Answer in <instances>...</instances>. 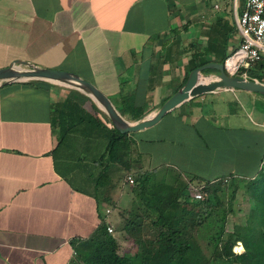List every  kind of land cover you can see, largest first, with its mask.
Instances as JSON below:
<instances>
[{
  "label": "crops",
  "instance_id": "obj_1",
  "mask_svg": "<svg viewBox=\"0 0 264 264\" xmlns=\"http://www.w3.org/2000/svg\"><path fill=\"white\" fill-rule=\"evenodd\" d=\"M212 1L0 0V69L21 60L76 73L136 122L176 93L197 60L220 63L239 47L241 37L231 44L238 27L232 30ZM93 103L77 90L43 81L0 89V264H77L76 245L102 223L113 228L119 244H136L129 233L151 227L145 218L156 212L144 192L154 198L160 187L185 189L165 214L183 219L199 202L192 188L256 179H221L215 161L233 156L226 136L233 128L251 155L260 153L262 96L220 90L194 97L155 126L130 134L128 158L117 163L106 154L108 144L93 161L83 155L107 140L85 124L62 139L60 110L77 104L94 115ZM131 106L142 114L132 116ZM248 116L256 130L249 129ZM139 174L147 175L140 183Z\"/></svg>",
  "mask_w": 264,
  "mask_h": 264
},
{
  "label": "trees",
  "instance_id": "obj_2",
  "mask_svg": "<svg viewBox=\"0 0 264 264\" xmlns=\"http://www.w3.org/2000/svg\"><path fill=\"white\" fill-rule=\"evenodd\" d=\"M227 57L225 56L220 64H223ZM197 61L187 72L182 85L187 81L189 74L194 69L212 63L207 59ZM256 67L260 70L264 69L262 62L257 64ZM237 76H242V73ZM250 77L251 79L262 81L260 80L261 78ZM93 106L95 110L94 115L87 114L83 110L81 111L77 104H74L72 107L67 104L60 110L58 118L62 139L66 138L70 132L76 128H80L83 124L87 125L88 129L89 127L98 129L97 133L104 135L108 140L106 154L110 157L112 163H117L120 157L125 155V149L130 145L129 137L132 133L122 134L117 131L109 118L98 109L95 103H93ZM138 109L139 107L131 106L129 111L133 114L132 116L138 117L142 114ZM120 113L124 114L121 111ZM146 176L145 174H139L137 182H143ZM223 181H219L218 183L222 185ZM249 181L252 182L253 201L251 222L255 223V225H250V223L244 228H238L233 233L226 234L227 238L222 242V244H225L223 247V257L219 259L223 261L224 259H234L238 264H264V178ZM218 183L205 184L207 198L196 204L200 205V202H205L210 207L218 204V195L221 188V185ZM231 183V186H233L231 194L234 197L239 188H241V184L244 183V180L231 178ZM143 187L147 191H152L149 185H143ZM159 190L157 196L154 198L149 193H142L145 202L147 204L151 202L156 211L155 215L146 217L147 221L148 219L151 221V227L146 226L147 229L141 228V234H134L135 232L129 233L140 242L139 245L142 248L140 262L132 261L128 257L120 255L121 244H119L118 239L113 234L108 232V226L102 223L89 239L76 245L77 264H198V262L193 263L191 259L195 255L193 254L194 245L192 244V238L184 230L173 227L171 223L165 220V214L169 206L180 203L182 201L181 197H185V189L179 190L177 187L170 189L165 187L164 189L160 187ZM188 201L190 200L186 199L185 203H189ZM143 219L141 218V220ZM147 233H152V236H149ZM237 239L243 241V248H245V251L238 254L239 256H235L232 252Z\"/></svg>",
  "mask_w": 264,
  "mask_h": 264
},
{
  "label": "rangeland",
  "instance_id": "obj_3",
  "mask_svg": "<svg viewBox=\"0 0 264 264\" xmlns=\"http://www.w3.org/2000/svg\"><path fill=\"white\" fill-rule=\"evenodd\" d=\"M215 4L220 7V10H217V12L220 14H224V16H226L225 19L228 20V24L230 25L231 29L235 30V28H237L236 12H238L239 14L242 12L244 0H213L211 2V8L214 7ZM239 37L240 36L238 33L235 39L232 37V46H237V44L239 43ZM218 51L219 49L216 52ZM262 63L264 64V61ZM254 67L255 70L251 72ZM254 67H252V69L250 70V76H254L264 80V71H261L256 66ZM79 73L84 77H87L88 75L82 71ZM206 74L210 75V78L216 79L218 72H216L215 70H208ZM101 112L104 113L103 111ZM248 114L249 111L246 110L245 115L247 116ZM106 117L108 118L107 115ZM247 120L251 126L249 127V129L252 130L253 128L254 130H256V124L252 122L250 116L247 117ZM89 130L92 133L98 132V129L96 130L93 127H89ZM237 130L238 129L235 130V128H233L232 131L226 133L227 138L230 140L229 142L232 143L234 154L229 160L227 159L223 162L215 161V168L216 171H218L216 173H220L218 177H220L221 179H225L226 177H229V175L230 177L235 175L246 177L249 174H253L256 177V180L264 178V140L259 146L260 153L256 152L255 155H251V147L247 146L246 144H242V140L239 138V135H237V133L240 131ZM134 134L135 133H132L131 136L134 137ZM97 142L98 144L94 145L93 147V153L88 152L83 154L84 156L88 157V161H93L92 157L96 156L102 151L101 148L103 147V145L105 150V147L108 144V141L106 139H100ZM221 147L225 149L226 144L222 145ZM127 149H125V155L123 156L124 160H127L128 158V154L130 152L129 145L127 146ZM259 154L261 155V158H259ZM79 155H81V153H79ZM199 163L201 166H205L206 164H208V161L201 160L199 161ZM171 172V178L175 179V176H173V171ZM164 174L166 176L167 173ZM166 177L170 178L169 175ZM231 185V180H224L222 182L218 195V204L210 207L207 206L205 202H200V205L193 204L191 205V207H189L191 213L188 214L189 212H187L188 215L186 216V218H171V220L169 217L165 218V220H167L168 223H171L173 227H178L184 230L189 235V237L192 238V244L194 245L193 254H195L193 257H191L193 263L198 262V264H238L234 261V259H224L223 261L219 258L223 257V247L225 244H222V242L227 238L226 234L233 233L238 228H244L250 223V225H255V223L251 222L253 204L251 187L252 182L249 180H244V183L241 184V188H239L237 194L234 197L231 194L233 189V186ZM206 198L207 197H205V199ZM176 212L178 211H175L174 213L176 214ZM110 218L113 219V216H110ZM145 219L147 220V218ZM181 223H183L182 227H180ZM136 233L141 234V232H135L134 234ZM147 234L149 236H152V233ZM135 241L136 244H121L119 253L122 256L128 257L132 261L140 262L142 248L141 245H139L140 242L136 239ZM239 244L244 247L243 241L237 239V243L232 248V252L235 256H239V252L243 251L242 249V251H237V246Z\"/></svg>",
  "mask_w": 264,
  "mask_h": 264
},
{
  "label": "water",
  "instance_id": "obj_4",
  "mask_svg": "<svg viewBox=\"0 0 264 264\" xmlns=\"http://www.w3.org/2000/svg\"><path fill=\"white\" fill-rule=\"evenodd\" d=\"M208 70L218 72L212 79ZM30 81H43L77 90L89 97L111 121L114 128L122 134L144 131L158 124L167 114L174 111L194 97L215 93L220 90L241 91L264 97V81L229 75L223 64L209 63L194 69L187 81L172 95L160 109L139 121H128L116 108L111 99L92 82L80 75L51 68H42L17 60L8 67L0 69V89L14 84Z\"/></svg>",
  "mask_w": 264,
  "mask_h": 264
},
{
  "label": "built area",
  "instance_id": "obj_5",
  "mask_svg": "<svg viewBox=\"0 0 264 264\" xmlns=\"http://www.w3.org/2000/svg\"><path fill=\"white\" fill-rule=\"evenodd\" d=\"M236 20L241 43L223 65L231 76L242 73L240 77L251 78L249 73L252 67L264 60V0H245L242 12L236 14ZM128 182L131 185L135 183L132 176L128 177ZM191 195L196 200H205V186L192 188ZM108 232L114 233L111 226Z\"/></svg>",
  "mask_w": 264,
  "mask_h": 264
},
{
  "label": "bare ground",
  "instance_id": "obj_6",
  "mask_svg": "<svg viewBox=\"0 0 264 264\" xmlns=\"http://www.w3.org/2000/svg\"><path fill=\"white\" fill-rule=\"evenodd\" d=\"M238 246H240V247H241V248L239 249V250H241V249H242V245H240V244H239ZM238 246H237V247H238ZM237 250H238V249H237ZM241 251H242V250H241Z\"/></svg>",
  "mask_w": 264,
  "mask_h": 264
},
{
  "label": "snow or ice",
  "instance_id": "obj_7",
  "mask_svg": "<svg viewBox=\"0 0 264 264\" xmlns=\"http://www.w3.org/2000/svg\"><path fill=\"white\" fill-rule=\"evenodd\" d=\"M237 251H239V249Z\"/></svg>",
  "mask_w": 264,
  "mask_h": 264
}]
</instances>
